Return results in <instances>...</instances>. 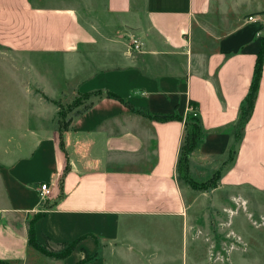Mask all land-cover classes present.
Wrapping results in <instances>:
<instances>
[{
  "label": "crops",
  "instance_id": "0c3cea01",
  "mask_svg": "<svg viewBox=\"0 0 264 264\" xmlns=\"http://www.w3.org/2000/svg\"><path fill=\"white\" fill-rule=\"evenodd\" d=\"M41 1L0 0L1 46L59 58L57 85L37 88L34 108L0 123L10 131L0 134V261L76 264L88 255L86 264H107L111 251L124 264H264L259 240L230 221L249 209L250 190H264V171H249L264 144V64L252 113L234 136L264 49L261 24L245 19L264 18V0ZM129 36L140 52L127 51ZM80 94L63 129L51 101ZM189 101L203 134L189 177L219 173L202 191L177 172ZM172 115L181 120H161ZM41 183L50 189L44 201ZM30 220L41 246L79 241L67 256L46 258L28 246ZM143 227L165 236V249L137 236Z\"/></svg>",
  "mask_w": 264,
  "mask_h": 264
},
{
  "label": "rangeland",
  "instance_id": "374dc122",
  "mask_svg": "<svg viewBox=\"0 0 264 264\" xmlns=\"http://www.w3.org/2000/svg\"><path fill=\"white\" fill-rule=\"evenodd\" d=\"M47 1L52 0H42V3H47ZM48 4V3H47ZM59 63V58L54 56H39L33 55L24 52H17L10 49H7L0 45V123L5 124L7 121L14 120L15 116L13 112L17 110H24L26 108H34L36 103L39 100V96L36 95L37 92L40 91L37 89L47 90L48 86L55 79H58L55 76L57 71L54 68V64ZM50 65V67H48ZM59 80V79H58ZM55 85H57L54 82ZM84 99H86L85 95L75 96L73 98L66 97L64 99H58L55 101L53 105L57 108V119L59 124L65 123L67 117L75 112L80 106H82ZM59 112H62L59 115ZM9 115V116H7ZM0 129H6L5 126L0 125ZM5 135L9 134L10 131L0 132V134ZM14 135L15 133H11ZM234 136L239 137L241 134V130L238 129L234 131ZM201 137V136H200ZM203 138V137H202ZM200 142V141H199ZM18 147L21 146L18 143ZM198 143V142H197ZM231 155L229 158L233 156L232 150L230 151ZM252 155L254 159L249 163V171L250 173L256 174L260 171H264V144L258 145L252 151ZM178 172L179 181L185 183L187 179H191L189 177L188 172ZM249 209L247 211L238 208L230 219L232 221V226L236 227L237 230H241V227L244 229L246 234H249V239H258L259 240V250H264V190L259 192L257 190L249 191ZM249 212V216L247 213ZM224 216V214H222ZM222 216V219L224 217ZM153 232L157 233V229L150 228H141L140 231L136 234L141 238L153 240L151 246H156L158 248L164 247L162 242L166 239L165 236L162 235H153ZM180 240V237L178 238ZM191 243H189L188 248ZM202 246V245H201ZM220 244L216 243V250L220 248ZM230 246V243H229ZM44 249L51 253H59L64 250V246H60L57 249H52L50 245L42 246ZM214 250V253H217ZM102 253V247H98V254ZM117 252H109L107 254V264H124V260L121 262L117 258ZM223 254V252H220ZM43 255V254H41ZM45 256V255H43ZM46 257V256H45ZM250 257V256H249ZM49 259H57L55 257H46ZM144 263V262H142ZM208 264V263H207Z\"/></svg>",
  "mask_w": 264,
  "mask_h": 264
},
{
  "label": "trees",
  "instance_id": "16d2710c",
  "mask_svg": "<svg viewBox=\"0 0 264 264\" xmlns=\"http://www.w3.org/2000/svg\"><path fill=\"white\" fill-rule=\"evenodd\" d=\"M264 64V49L261 48V50L258 52L256 55L254 67H253V73L250 81V85L247 91V94L245 95L239 109V116L237 119V122L235 123L234 127L236 131L238 129L242 130L245 123L249 119L252 109H253V104L254 100L257 94V90L259 87V80L261 77V72H262V67ZM52 103L55 104V101H51ZM189 105L193 107L192 102L189 101ZM194 108V107H193ZM62 112H59V115H61ZM145 116L150 117L149 113H145ZM161 120L163 121H168V120H181L180 117L177 115H172L169 117H164ZM64 129L66 125L65 123L61 124ZM59 134L61 135L60 131ZM201 136V137H200ZM203 134L200 129V125L198 123L197 117H193L191 113L188 114L187 119L185 121V128H184V135L182 139V144H181V151H180V156L178 160V165H177V170L181 172H186L187 171V164H188V156L189 153L195 148L197 142L202 140ZM68 167L66 168V170ZM219 178V173L215 172L209 180L205 182H196L193 181L192 179H187L185 182L189 185V187L193 190L197 191H202L206 190L208 188H213L216 186V182ZM53 205H45V209H50ZM41 213H37L34 218L39 217ZM79 239L74 240L69 243H64L62 246H64V250L59 253H49L47 252L44 247H42L38 241L35 238L33 227H32V220L29 221L28 223V235H27V243L28 246L39 252L40 254L45 255L46 257H55L57 259L63 258L67 256L75 247V245L78 243ZM93 256H88L85 255V257L77 262L76 264H86L88 263ZM0 264H8L4 261H0Z\"/></svg>",
  "mask_w": 264,
  "mask_h": 264
},
{
  "label": "built area",
  "instance_id": "2783aa9c",
  "mask_svg": "<svg viewBox=\"0 0 264 264\" xmlns=\"http://www.w3.org/2000/svg\"><path fill=\"white\" fill-rule=\"evenodd\" d=\"M246 22H258L261 24V33H264V18L262 15L257 14V15H250L246 17ZM143 43L135 36H129L128 41H127V51L129 53L131 52H140L142 50ZM190 113L193 117H197V110L193 107L190 109ZM38 195L41 201H44L45 199L48 198L50 195V189L49 186L45 183L39 184L38 188Z\"/></svg>",
  "mask_w": 264,
  "mask_h": 264
}]
</instances>
